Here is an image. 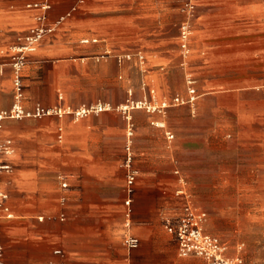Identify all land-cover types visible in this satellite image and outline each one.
<instances>
[{"label": "crops", "instance_id": "0c3cea01", "mask_svg": "<svg viewBox=\"0 0 264 264\" xmlns=\"http://www.w3.org/2000/svg\"><path fill=\"white\" fill-rule=\"evenodd\" d=\"M28 1L0 0V110L13 102L14 47L37 24ZM182 2L130 1L127 16L113 17L119 23L114 40L92 30L73 33L76 21L69 17L28 55L23 106L65 113L3 123L1 135L12 139L14 153L11 171L0 175L10 212L0 218L2 264H206L203 257L179 255L163 222L180 210L179 189L211 206L217 190L244 184L237 175L264 174V0H198L187 66L178 30L174 37L167 33L172 16L175 26L183 18ZM101 6L87 5L80 24L103 27L108 19L93 13ZM85 37L99 42L81 44ZM105 50L111 54L96 59ZM137 52L142 65L135 56L115 59ZM72 59L79 67L55 62ZM46 65L52 71L40 73ZM186 69L216 79L206 86L218 89L192 105L121 110L141 98V79L155 89V103L185 96ZM96 105L110 108L68 112ZM128 142L135 174L129 208ZM126 231L138 239L137 248H125Z\"/></svg>", "mask_w": 264, "mask_h": 264}, {"label": "built area", "instance_id": "2783aa9c", "mask_svg": "<svg viewBox=\"0 0 264 264\" xmlns=\"http://www.w3.org/2000/svg\"><path fill=\"white\" fill-rule=\"evenodd\" d=\"M85 0H75L73 5L62 15L56 19H50V12L52 11L51 0H38L27 3L26 7L37 10L35 17L36 25L33 26L23 37L22 42L14 47V55L12 57L10 67L12 70V86H13V102L7 109L0 110V175L4 172L11 171L12 167L9 159L14 153L12 139L3 137L1 135L3 123L6 120H15L22 118H39L47 115H56L60 117L65 112L60 108L45 109L40 105H36L32 110L26 109L23 104V85H22V68L25 65L28 55L36 51L40 42L56 30L68 17H70L76 9L84 3ZM195 10V0H184L182 12L186 14V19L180 23L178 33V46L183 58V65L187 66V58L190 52V39L193 32V25L191 18ZM99 42L98 38H82L81 44H96ZM111 52L105 50L103 53L96 56V59H103L109 56ZM133 56L136 57L137 63L142 65L144 62V55L140 52L125 53L122 55H115L118 63L123 60H130ZM141 75L145 73H140ZM194 74L186 69L183 76L185 96L176 95L171 101H163L155 103L153 98L155 96V89L150 87L144 79H141L140 89L142 96L140 99L132 100L125 106L121 107L122 111L128 108L145 109L148 112L156 110H164L170 105L176 104H194L201 95L197 93ZM109 109L108 105H96L92 108H81L77 111H68L75 116H80L88 113L90 110L95 112ZM130 134V133H129ZM168 138H172L171 133H167ZM124 168L126 170V187L124 205L129 208L131 202L132 187L135 179L134 171L131 168V154L129 151V142L126 145V155L124 160ZM62 186H65L63 183ZM176 195L181 199L180 210L174 217H166L164 219V228L170 233L178 248V253L181 256L195 255L203 257L206 264H240L241 259L238 257L230 258L227 255V248L224 243L216 235L206 231L205 223L207 214L204 210L198 208L191 200V197L186 189H179ZM7 195L0 189V218L2 216L10 217L9 208L6 205ZM126 228L129 227V221L125 222ZM123 244L126 249L132 250L138 247L139 241L137 238L131 236L127 231L123 237ZM60 254L59 250L54 252ZM3 246L1 241V227H0V264H2ZM60 264H66L61 262Z\"/></svg>", "mask_w": 264, "mask_h": 264}, {"label": "rangeland", "instance_id": "374dc122", "mask_svg": "<svg viewBox=\"0 0 264 264\" xmlns=\"http://www.w3.org/2000/svg\"><path fill=\"white\" fill-rule=\"evenodd\" d=\"M32 0H29L30 2ZM132 0H85L82 9H76L70 16L76 21L75 26H72V32L81 34L85 31L92 30L95 33L103 34L107 39L114 40L118 37L119 23L113 20L114 16H124L129 13V3ZM181 1V0H174ZM27 2V3H28ZM75 2V0H51L52 11L50 12V19H56L58 16L64 14ZM181 3V2H180ZM184 0L181 5L180 13L183 16L181 21H177V25H174V16L170 24L168 23L167 33L171 37L176 35L180 23L186 19V14L182 12ZM197 3L195 0V10L191 18L193 27L197 20ZM101 4L102 10L94 11V14H99L108 19V22L103 27H94V25L80 24L81 15L86 10L87 5ZM69 18V17H68ZM180 22V23H179ZM66 27V24L63 26ZM58 64L71 63L72 67H79V60H62L55 61ZM41 65L46 64L44 61L40 62ZM48 63V62H47ZM52 63V62H51ZM58 67V65H57ZM64 73H68L63 65ZM75 69V68H73ZM52 69L49 66H42L40 73H50ZM62 71V72H63ZM74 73H78L75 71ZM195 80L197 93L201 96L208 94L216 89H211L208 84L216 85V79L208 77L207 74H201V76H193ZM220 80V79H217ZM218 82V81H217ZM207 85V86H206ZM204 87H207L204 89ZM264 162V158H263ZM253 176V177H252ZM242 181H245L239 188H230L216 191V198H211V206L200 205L195 198L194 193L186 189L189 193L192 202L198 208L204 210L207 214L205 229L206 231L216 235L221 239L227 248V255L230 258L238 257L241 259L240 264H264V174L237 175ZM251 178H254L251 182ZM251 183H247L249 181ZM254 182V183H253ZM209 202V200H205Z\"/></svg>", "mask_w": 264, "mask_h": 264}]
</instances>
